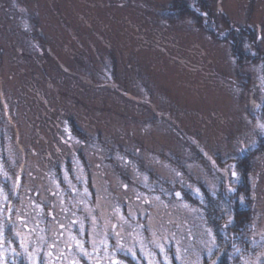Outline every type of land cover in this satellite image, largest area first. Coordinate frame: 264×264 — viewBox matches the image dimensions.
Masks as SVG:
<instances>
[{
    "label": "rangeland",
    "instance_id": "obj_1",
    "mask_svg": "<svg viewBox=\"0 0 264 264\" xmlns=\"http://www.w3.org/2000/svg\"><path fill=\"white\" fill-rule=\"evenodd\" d=\"M175 1L0 0V264L218 263L200 210L163 186L235 194L237 160L264 149V61L165 21ZM208 7L264 52V0ZM253 161L236 264H264V151Z\"/></svg>",
    "mask_w": 264,
    "mask_h": 264
},
{
    "label": "trees",
    "instance_id": "obj_2",
    "mask_svg": "<svg viewBox=\"0 0 264 264\" xmlns=\"http://www.w3.org/2000/svg\"><path fill=\"white\" fill-rule=\"evenodd\" d=\"M183 2V0H176L160 12V17L171 23L180 22L188 18L194 19L193 21L197 22V26L207 30L215 40L229 43L230 46H232L233 57L236 59V62L239 65H241L240 63H244L241 66L258 65L261 61H264V52H262L260 48L256 35L242 26L229 25L227 30H222L220 21L208 11V3L210 0H188L187 4ZM195 5L196 7H194ZM28 21L31 27L37 29L41 45L45 47L44 49L48 50L49 45L46 44V38L39 23L36 20ZM15 50L18 51V49ZM59 67H61L62 71L67 73V69L64 66L59 65ZM80 73L81 72H76L73 75L78 77L80 75L82 76ZM70 124L75 136L86 141L90 140L89 136L82 132L73 120ZM263 151L264 149L262 147V149L260 148L254 152V154H250V152V155L247 154L243 158L237 160L236 169L238 173H241L242 183L239 187H234L235 194L233 195H229V192L228 195L224 192L213 193L207 186L201 183L199 187L203 197H199L183 186L167 187V184H163V188L173 189V198L181 200L191 207L200 210L207 227L210 228L216 236L217 248L212 254V258L218 254L222 255L217 264H236L237 258L233 256L235 255L234 252H236L237 249L244 248V245L248 246L246 234L252 214L250 210L240 208V197L242 194L248 195L250 192L251 187L248 178L250 172L254 168L253 160L257 155L263 153ZM150 176H152V173ZM157 189L159 190H156V193L159 195L164 194L163 190L160 188ZM177 193H180V195L177 196ZM222 249L223 252H220ZM126 259L129 260L130 258L128 257Z\"/></svg>",
    "mask_w": 264,
    "mask_h": 264
},
{
    "label": "snow or ice",
    "instance_id": "obj_3",
    "mask_svg": "<svg viewBox=\"0 0 264 264\" xmlns=\"http://www.w3.org/2000/svg\"><path fill=\"white\" fill-rule=\"evenodd\" d=\"M257 127H258L262 132H264V123H260V122H258ZM240 151H242V152H243V151H246V148H241ZM232 167H235V166L233 165ZM231 175H232V177H236V176H237V173H236L235 171H233V172L231 173ZM229 191H235V189L229 188ZM179 195H180V193H177V196H179ZM240 199H241V201H243V197H241ZM230 222H231V221H230ZM114 264H116V262H114Z\"/></svg>",
    "mask_w": 264,
    "mask_h": 264
}]
</instances>
